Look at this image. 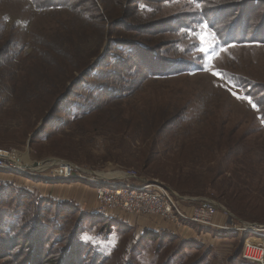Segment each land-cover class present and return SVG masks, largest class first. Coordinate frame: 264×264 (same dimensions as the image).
Instances as JSON below:
<instances>
[{"label":"rangeland","instance_id":"rangeland-1","mask_svg":"<svg viewBox=\"0 0 264 264\" xmlns=\"http://www.w3.org/2000/svg\"><path fill=\"white\" fill-rule=\"evenodd\" d=\"M138 2L126 10V26L116 24L120 30L104 23L100 45L94 24L67 7L39 10L33 0H0V152L19 155L20 167L30 173L35 163L46 172L7 171L11 161L0 157L1 180L12 179L0 183V213L16 211L21 200L30 218L41 216L38 206L50 209L39 223L55 227L56 205L38 201L33 184L61 182L94 191L99 184L54 179L55 166L69 163L113 185L158 186L182 210L211 203L220 224L230 219L264 226V0ZM215 12L213 30L200 16L209 21ZM185 24L192 29L184 30ZM122 41L162 62L190 63L194 71L153 77L139 55L118 46ZM95 104L98 112L85 109ZM37 130L40 136L32 139ZM70 199L60 214L62 241L56 243L52 233L21 241L27 253L44 245L50 264H62V251L77 244L71 264H93L95 256L106 264H250L241 258L247 240L242 234L185 223L177 226L182 236L165 230L160 241H144L120 222L122 215L171 223L118 210L95 216ZM96 205L94 211L97 197Z\"/></svg>","mask_w":264,"mask_h":264},{"label":"trees","instance_id":"trees-1","mask_svg":"<svg viewBox=\"0 0 264 264\" xmlns=\"http://www.w3.org/2000/svg\"><path fill=\"white\" fill-rule=\"evenodd\" d=\"M33 1H36V6L39 10L49 9V8H53L57 6H61L65 8L67 7L72 12H75V15L77 17L80 16L83 19H85L87 25H89L90 23L94 24L93 28L96 29L98 32L96 38L99 39L100 45L102 44L103 41H105V36L107 35V29H105L104 23L105 24L109 23L112 30L114 29L116 30V28L119 29L116 24L123 25V27L126 26V21L128 20L127 19L128 17L126 15V10L129 8V6L131 7L132 5L138 2V0H101L102 7H100L97 0H42V1L33 0ZM216 14L218 13L215 12L213 15H211L210 17V20L212 21L211 24H209L210 20L209 21L206 20L207 16L205 14L204 16H200L202 20L201 23L208 24L209 27L214 30L217 24H214L215 21L213 20V16H216ZM119 16H121L120 18H123V19L120 20L119 23H116L117 22L116 20L118 18H115V17H119ZM123 27H120V28H123ZM140 28L141 27H138L137 29L140 31ZM182 28L184 30L192 29L190 24H185ZM157 30H158L157 32H159L160 28L158 27ZM241 35H242L241 37L244 36L246 38V35L242 33ZM230 41L232 40L226 41V43H229ZM118 46L126 50V55H130V54L139 55L142 58V62H144V64L147 66L148 74L153 77L168 76L172 72L173 74L178 75V74L190 73L191 71H194L190 63H187V62L180 63L179 62L177 65V63L173 64L170 61L162 62L157 59V56L153 57L150 51L148 50L144 51L139 46L131 44V43L128 44L125 41H122L121 43H119ZM3 47L5 46L2 45L1 51L3 50ZM63 56L67 57L68 55L65 54ZM102 58L104 57L102 56ZM80 60H81L80 55L75 53V66H78L77 70L79 69L82 70L81 68H79ZM101 60L103 61V59ZM78 83H79V80L76 83H74L72 86L68 87V89L63 94L65 95V97L63 98L61 103L56 108H54V106L52 107V110L50 111L51 115L54 114L56 110H59V108H61L64 101L70 95L71 89H73ZM94 107H95V112H98L101 108V107H98V105L96 106L95 104L94 106H88V107L86 106L85 109L91 112ZM48 122L49 121H47L46 123L48 124ZM46 123L45 125H47ZM40 134H41V131L39 132L38 136L35 137L34 139H37L40 136ZM7 189H10V188L7 187ZM14 191L19 193L20 195H24V193L19 192L15 189ZM38 201L42 203L45 202L50 205H54V204L56 205V209H55L56 214H55V218L52 219V221L54 220V222L58 224H55V227L51 229L49 228L48 225H41V223H39V218L42 219L46 213H49L48 210H50V209H43L41 208V206L40 207L38 206L35 209V211L41 216L37 217L36 215L34 218L33 217L30 218L28 215V212H29L28 206H26V204L23 205L21 203V200H19V202L17 203L16 209H15L16 211L10 214L8 213V211H6L5 214L3 212L0 213V234H3V237H1L0 239L1 241L0 242V260L4 262L3 264H50V261L48 260V258L51 252L49 251L47 255H45L44 245H40L39 249L38 247H34V248L30 247V250L27 253L25 250L26 245L24 244V247H23V245H20V243L21 241H24L23 243L28 244L30 238H32L30 241L33 242L39 238L47 237L50 233L58 235L57 238L59 239L57 238L55 239L56 243L62 241L65 228L63 227V225L61 224V221L59 220L64 218V217H61L60 214L63 213L64 208L66 207L68 208L67 206L68 203H65V202L57 203L53 200L44 199V198H41ZM13 202L14 200L11 201V203ZM2 206H4L5 208H10V206L8 205L2 204ZM95 216H99V215H95ZM32 225H34V227ZM142 237L144 241H147V240L151 242L160 241L159 235L152 233V232H145ZM75 245L77 244H73L69 248V250L62 251L64 252L62 264H69V263L71 264V262H73L75 257H74V252L72 253L71 251L75 250ZM240 252L238 253L239 255H240ZM100 260L101 258L95 256L93 264H106L109 262L108 260H102V261ZM74 264H77V262L76 263L74 262ZM78 264H79V261H78Z\"/></svg>","mask_w":264,"mask_h":264},{"label":"built area","instance_id":"built-area-1","mask_svg":"<svg viewBox=\"0 0 264 264\" xmlns=\"http://www.w3.org/2000/svg\"><path fill=\"white\" fill-rule=\"evenodd\" d=\"M0 157L5 161L6 158L9 159V162L11 161L10 165L4 166L7 171H14L17 174L25 173L26 175L46 173L39 171L40 167L33 169L34 173H30L25 169L26 167H20L19 155L0 152ZM55 167L54 179L99 183L95 187L99 206L96 211L98 214L108 216L112 214L111 211L118 210L136 216L158 217L176 226L195 223L205 228L242 234L247 237L241 254L242 260L250 264H264V226L238 225L230 219L226 223L220 224L216 222L218 210L211 203H205L190 210H182L180 205L175 203L169 194L158 186L113 185L107 181H101L104 179L100 176H93L77 165L58 163Z\"/></svg>","mask_w":264,"mask_h":264},{"label":"crops","instance_id":"crops-1","mask_svg":"<svg viewBox=\"0 0 264 264\" xmlns=\"http://www.w3.org/2000/svg\"><path fill=\"white\" fill-rule=\"evenodd\" d=\"M2 175L3 174H0V176ZM6 179L7 180H1L0 178V183L12 182L11 181L12 179H9L8 177H6ZM60 183L61 182L53 183V184H45L44 186H38V184L37 185L33 184L32 186L34 189L37 188L39 190L38 192H36L35 195L40 196L41 198L50 199L57 203H64V202L70 201L71 200L70 198H72L75 200V206L78 207V209L81 212H88L87 209H90L89 211H91L93 214H97V212L94 211L95 207L97 206L96 205V193L94 190L85 188L83 186L80 187L74 184L71 186L69 183H61V184ZM20 186L21 185L18 186L17 184L14 183L15 188L19 189ZM68 189L69 191H67L66 193L65 190H68ZM103 217L105 219H109L112 221L114 220L113 218H109L105 216ZM121 217L123 218V220L120 222L127 224L129 228L136 229V232L138 233L140 238H141V235H144L145 232H152L155 234H160V233H163L162 231H165V230H172V235H174L175 237L182 236L181 235L182 230L180 231V228H177V226L168 224V223L165 225V223L161 222L160 220L158 221V219L156 218L155 219L147 218V217L143 218V217H135L131 215H128V216L122 215Z\"/></svg>","mask_w":264,"mask_h":264},{"label":"water","instance_id":"water-1","mask_svg":"<svg viewBox=\"0 0 264 264\" xmlns=\"http://www.w3.org/2000/svg\"><path fill=\"white\" fill-rule=\"evenodd\" d=\"M99 59H102V57H100ZM74 83H75V81H74L70 86H72ZM64 97H65V95H63L61 98H59V99L57 100L56 104L54 105V108H56V107L61 103V101L63 100ZM39 132H40V130H37V131L33 134L32 139H34L35 137H37L38 134H39ZM39 166H40L39 163H35V164H34V167H39ZM242 242H243V241H242Z\"/></svg>","mask_w":264,"mask_h":264},{"label":"snow or ice","instance_id":"snow-or-ice-1","mask_svg":"<svg viewBox=\"0 0 264 264\" xmlns=\"http://www.w3.org/2000/svg\"><path fill=\"white\" fill-rule=\"evenodd\" d=\"M202 27L203 28H207V25H202ZM198 38L203 42L205 39H207V36H206L205 33L201 32V33L198 34Z\"/></svg>","mask_w":264,"mask_h":264},{"label":"bare ground","instance_id":"bare-ground-1","mask_svg":"<svg viewBox=\"0 0 264 264\" xmlns=\"http://www.w3.org/2000/svg\"><path fill=\"white\" fill-rule=\"evenodd\" d=\"M55 164H56V163H55ZM55 164H54V165H55ZM43 167H44V166H43ZM42 172H44V171H42ZM107 177L109 178V176H108V175H107Z\"/></svg>","mask_w":264,"mask_h":264}]
</instances>
